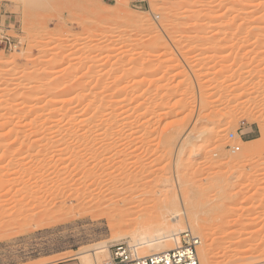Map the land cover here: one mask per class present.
Returning a JSON list of instances; mask_svg holds the SVG:
<instances>
[{
  "label": "rangeland",
  "instance_id": "obj_1",
  "mask_svg": "<svg viewBox=\"0 0 264 264\" xmlns=\"http://www.w3.org/2000/svg\"><path fill=\"white\" fill-rule=\"evenodd\" d=\"M222 1L151 0L152 11L158 14V19H155L145 10L132 8L129 0H55V3L57 2L55 7L41 8L42 10L37 9V11L27 5H22L21 0H0V36L10 37V43L4 44L0 42V108H2L0 115H3L0 117V146L7 144V147L5 145L2 146V149H8L7 153L10 151L9 148L12 153L15 145H17V143H14L15 139L20 138L22 135L17 134V130H24L22 127H25L29 120L33 118L32 114H28L21 121H8V124V122L6 123L7 119H4L5 115L14 113L9 108L27 106L29 104L28 101L31 100L27 99L30 93H32V97L33 95L37 97H33L35 98L33 99L29 96L34 100L29 102L33 106L36 105L35 108H45V105H47L46 108L50 106V108H61L63 105V108L65 106L66 108H71V106L75 107V105L80 107L82 100L79 98L87 96L86 94L101 93L104 82L108 83L110 87L119 88L122 86L125 90L127 89L128 93L141 95L143 97L142 100L145 101L144 104H148L150 100L148 97H154L158 93L160 97L162 94L163 96L161 97L164 100L160 98L163 102L159 103L161 106L159 108L163 107L166 110L167 117L164 114L165 116L159 120L160 122L158 121L155 130L156 135L153 133V137H158L162 134V127L165 123L170 126L166 125L167 127L165 128L164 126L163 128L169 129L172 126L171 129L176 128L178 130L172 150H169L168 147L167 150L166 148L162 150L165 146L163 147L159 142L150 141L153 138L151 135L147 136L148 138L144 136V140L143 138H138L139 140L135 141L132 138L134 141L132 139L130 142L128 141L131 144L126 143L128 145L123 146L128 154H125V150L122 151L126 156L117 150V152L107 153L105 159L112 161V166L114 164L117 165L120 158H126L127 161L124 159L126 163L133 165L132 167L135 168L131 166V170L128 168L127 178L132 179L131 181L133 179L137 180L129 185H117L115 188H106L107 186L105 187L103 182L107 181L108 183L110 178L102 177L101 174H99V177H102L103 182L100 185L97 180L102 181V179L97 174H93V176L98 177L95 178L92 173L88 175L81 171L71 170L74 153L71 148L67 151H59L56 149L60 146L58 143V145L54 144L53 148L58 146L54 149L47 146L51 151L46 147L45 154L43 153L44 151L40 152L43 154L39 155L41 163L38 165L35 161L30 162L27 160L28 163H26L25 160L24 164L15 166L12 162L17 156H19L17 158H20L22 154L10 153L5 155L6 153H3L4 150H1L0 264H79L74 258V255L78 252L90 250L99 243H105L108 247L118 242L127 243L129 237L127 235L122 236L121 233L127 232L132 224L125 227L121 232L117 229L113 231L120 218L114 219L112 216L104 214L105 212L102 208L113 201L116 202L119 197L128 195L129 186L134 184L133 188H135L138 183L140 184L135 188L134 195L132 194L131 197L135 198L137 196L136 198L139 201L135 199L138 203L140 202V205H143L140 206L141 209L138 207V209H135L132 203L136 205L138 203L133 198L134 201L131 203L133 207L129 206L134 208H131L130 212L133 214L130 216V220H141L145 218L144 216L148 217L150 214H154L152 212L158 207L154 205L157 199H160V204L164 198L165 200L167 199L166 201L169 200V204L173 202L183 204L186 191L182 190L180 188L182 185L178 183L186 181V177L181 176L184 170L190 171V173L187 171L189 174L187 178L190 175L193 178L187 182V185L193 186L190 192L194 188L191 200L194 202L192 208L195 214L191 215L194 218L197 217L198 220L210 214L213 215L208 218L216 217L214 220L210 219L211 222H208L209 224L204 229V234L208 231L212 232L204 242V248L206 251H215L220 255H225L212 260L211 264L224 260L230 254V249L236 246L247 248L243 253L244 257L253 251L259 250L260 247L264 249V146L261 147L262 149L260 148L259 153L252 157L250 156V160L246 155L242 154L244 147H248L250 143L262 136L264 108L259 105V102L264 99V94L259 95L248 89L249 91L246 90L245 93L241 94L243 96L235 97L237 92L235 93V91L233 92L230 91L231 89L226 88L227 91L221 92L224 93L222 105L218 103L214 105L213 103L218 95L215 87L220 86V84L223 86L224 84L222 83H225L224 86L228 87L237 78L244 80L251 78L250 80H253L255 77L254 80H256L257 75L260 73L259 75L262 76L259 77L258 75L259 79L261 78L260 85L264 84V0H245L246 2L243 0L246 4L242 5V0H234L232 8L228 11H225V8L222 7ZM118 2H125L127 6H118L116 4ZM198 3H201L199 4L200 7L197 6ZM172 4L176 10L173 8L174 11H169V13L167 10L164 11L165 7L172 6ZM179 4L184 6L181 7ZM96 6L97 9L106 11L105 15L107 18L104 24L96 22L94 19L91 20L92 17H89V15L91 16L89 8ZM23 7L28 8L24 9ZM117 7L122 8L125 13L127 11L126 14L148 17L158 28L160 25L163 27V22L167 21V24L171 22L167 26L168 31L160 32L159 34V32L152 31L147 24H144L140 30L136 31L132 23L113 24V18L115 19L116 13H118L116 12L118 10ZM170 12L172 13L170 14ZM171 19L172 21H170ZM107 20H112V22ZM215 22L220 26L212 29L213 25L216 24ZM95 27L97 29L101 27L103 31L105 29L104 33L99 31L100 33L91 34L95 31ZM252 27H254L253 30L251 29ZM109 30L113 31L114 34L116 33L115 35L119 34L116 36L117 39L113 38L115 41L107 39L105 36V32ZM158 34L159 38L157 37ZM154 35L156 36L154 37ZM164 39H168L170 45L166 49H160V43ZM185 41L188 43L187 48H180L181 42ZM191 53L199 55L195 59H185V56H190ZM208 54L210 58L207 57ZM225 54L231 58L229 63L221 62V58ZM91 56L93 59L97 57L102 59L106 57L111 61L114 59L113 61L116 60L117 65L112 70L104 69L103 64H99V62L98 64L96 63L97 65L88 66L90 65L89 58ZM222 68L227 70L229 75L219 76L214 73ZM84 69L86 70L84 71ZM101 69H103L102 72L106 71L102 76L103 78H93L95 77L94 71ZM241 69L245 71L243 74ZM204 70H207V72H204ZM52 76L53 78H50ZM145 78H149L151 82ZM53 79L56 80L54 81ZM220 79H223V82ZM259 79L257 78V80ZM49 82L51 83L49 84ZM94 83L98 88L89 89V85L92 87ZM235 84L231 86L235 87ZM42 85L45 90H41V93L34 94L32 92L34 89V91L42 89ZM52 86L58 87L54 89ZM31 87H34V89ZM233 87L232 90H234ZM46 88L57 91L60 96H56L57 93L56 95L52 94L54 93L52 91L48 93ZM98 89L100 91L97 92L96 90ZM201 91L207 97L208 103L206 106H203L198 101L200 98L199 92L201 93ZM82 92L85 93V96ZM78 94H83V96L80 95V97ZM168 94L171 96H164ZM177 96L186 98L189 101H187L188 105L191 103V106L187 105L184 109L177 108L176 104H172V102L175 103L174 101L180 99ZM74 97L77 99H74ZM68 101L69 104H67ZM47 102L48 104L50 102V106ZM54 103L57 104L55 105ZM169 103L174 108H172V105L169 107ZM237 105L239 108L242 105L241 108L243 109L235 112L237 115L235 122H230L228 117L218 119L217 116L220 111L229 114L228 111L230 113L233 112L232 108ZM5 108L8 109L6 110ZM169 109H173V112ZM207 112H210L211 115ZM251 114L262 119V126L259 124V127L255 122H251ZM175 124L180 125L179 129ZM209 124L214 128L224 129L227 133H233L234 136L231 134L224 137L221 142H213V138H211L213 131H211ZM128 129L124 128L123 131L128 132ZM199 132L200 135H198ZM236 134L241 136L242 142L237 143ZM191 136H196V138L193 137L192 139ZM186 138L189 141V145H185L181 157L183 159H189L188 157H190L192 160L189 159L187 164L176 168L174 162L178 156L179 145ZM146 139L150 142L145 141ZM140 140L142 141L140 142ZM235 144L239 148L236 149V157L234 158L233 156L231 158V163L223 164L219 167L216 166L218 162L228 161L224 151L229 146H236ZM195 151H199L200 155L193 156ZM28 152L23 155H27ZM114 153L118 154L115 155ZM78 154L80 159L84 161L90 157V160H87L86 163L91 164L92 162L94 164V157L91 160L93 155L89 152H78L76 156ZM196 154L198 153L196 152ZM9 155L13 156V158L15 155V158H10L8 157ZM40 156L44 158V162ZM254 159L257 163H255ZM8 161L11 163L9 164ZM135 161L136 163L139 162V164L133 163ZM10 165L11 167H9ZM88 166L91 167L93 165ZM192 167H198L199 171L191 170ZM219 176H222L223 183L219 184L220 188L217 190L218 186L216 184L219 181ZM12 177L13 179L11 180L10 178ZM160 177H170L173 185H162ZM182 177L185 178L183 179L184 181ZM6 178L10 180L6 181ZM4 179L8 184L3 181ZM15 180L21 181H16V183ZM94 180L95 186L99 185L97 186L99 188L91 185V182L94 184ZM190 181H196L194 184H198H190ZM102 185L103 187L100 188ZM160 187L163 188L161 189ZM156 190L161 192L163 190L164 194L163 192L162 194L165 197L161 193V196L158 195L159 192H156ZM225 190L231 194L227 199L221 198L222 193L226 192ZM152 193H154V196ZM199 193H201V196H199ZM189 206L186 210L190 211ZM213 206H217L216 209H212V212L209 211ZM215 214L216 216L213 217ZM181 233L179 234V239ZM194 234L199 237L197 232ZM248 249L252 250L248 251ZM199 254L200 252L198 251V257ZM64 258H67V261L61 262ZM263 259L264 250L263 256L259 260L257 259V263L264 264ZM208 261L210 262L211 260ZM230 264H246L245 258L239 259L238 262L232 261Z\"/></svg>",
  "mask_w": 264,
  "mask_h": 264
},
{
  "label": "bare ground",
  "instance_id": "obj_2",
  "mask_svg": "<svg viewBox=\"0 0 264 264\" xmlns=\"http://www.w3.org/2000/svg\"><path fill=\"white\" fill-rule=\"evenodd\" d=\"M220 1V0H219ZM21 2L23 3L22 5H24V6H29V7H31V8H33V9H36V11H37V9H41V8H53V7H55L56 5H57V2L55 3V0H21ZM69 2V1H68ZM186 2V1H185ZM223 3V8H225V11H228V10H230V8H232V6H233V4H234V0H223L222 1ZM241 2V1H240ZM242 2H243V0H242ZM244 2H246L245 0H244ZM241 3V5L242 4H246V3ZM118 6H127L126 5V3L125 2H123V3H116ZM199 4H201V3H198V5L197 6H199ZM179 6H181V4H179ZM179 6L177 5V9L179 8ZM182 6H184L183 4H182ZM181 6V7H182ZM200 7V6H199ZM220 7V6H219ZM24 8V7H23ZM28 8V7H27ZM27 8H24V9H27ZM91 8V9H90ZM89 8V13L91 14V16L89 15V17H92L91 18V20L92 19H94L96 22H99V23H105L106 22V15H105V12L106 11H104V10H100V9H97V6L96 7H90ZM118 8V7H117ZM162 8V7H161ZM173 8H174V6H173V4H172V6H167V7H165V9H164V11L165 10H167V12L169 13V11H174L173 10ZM175 9V8H174ZM42 10V9H41ZM113 10V9H112ZM119 10V11H118ZM118 10L116 11V12H118V13H116L117 15H116V17H115V19L113 18V24L115 23V24H122V23H127V24H131L132 23V25L135 27H133L134 29H135V31L136 30H140L141 29V27L145 24H147V26H149V28H151L152 29V31L154 30L155 32H159V34H160V32L162 33V32H167L168 31V24H170V23H166V22H163V27H161V25H160V27L158 28L157 27V25L153 22V21H151V19H149L148 17H143V16H141V15H130V14H126L127 13V11H126V13L124 12V10L121 8H118ZM176 10V9H175ZM179 10V9H178ZM193 11V10H192ZM166 12V13H167ZM172 12H170V14L172 13ZM241 12H242V10H241ZM167 13V14H168ZM169 15V14H168ZM172 18V17H171ZM174 18V17H173ZM175 20V19H174ZM107 21H110V22H112V20H107ZM170 21H172V19L170 20ZM169 22V21H168ZM176 22V21H175ZM107 23H109V22H107ZM164 23H166L165 25H164ZM216 23V22H215ZM214 24V23H213ZM97 25V24H96ZM108 25V24H107ZM106 25V26H107ZM222 25V24H221ZM218 26H220V25H218L217 23L216 24H214L213 25V27H212V29L213 28H217ZM209 27V26H208ZM96 29H97V27H95ZM104 28V27H103ZM132 28V29H133ZM258 28V27H257ZM95 29V31L94 32H92L91 34H96V33H98L99 31H103V29H101V27L99 28V29H97L96 30ZM252 30L254 29V27H252L251 28ZM112 30V29H111ZM178 30V29H177ZM250 30V29H249ZM104 31H105V29H104ZM104 31H103V33H104ZM130 31V30H129ZM251 31V30H250ZM125 32V31H124ZM123 32V33H124ZM100 33V32H99ZM122 33V34H123ZM131 33V32H130ZM116 34V33H115ZM114 33H113V31H107V32H105V36L107 37V39H112L113 40V38L114 39H117V37L116 36H118V35H115ZM159 34L157 35V37L159 36ZM51 36V35H50ZM156 35H154V37H155ZM105 37V38H106ZM116 37V38H115ZM120 37V36H119ZM122 38V37H121ZM159 38V37H158ZM167 38V37H166ZM80 39V38H79ZM157 39V38H156ZM150 40H153V39H150ZM111 41V40H110ZM113 41H115V40H113ZM204 41V40H203ZM216 41V40H215ZM199 42V41H198ZM208 43H210V42H208ZM84 44V43H83ZM169 45H170V41L168 40V39H164L161 43H160V49H166V48H168L169 47ZM187 45H188V43H186V41L185 42H181V44H180V48H184V47H186L187 48ZM106 46V45H105ZM159 46V45H158ZM113 48V47H112ZM112 48H111V50H112ZM109 49V48H108ZM105 50H107V49H105ZM159 50V49H158ZM91 51V50H90ZM109 51V50H108ZM93 54V53H92ZM198 55L199 54H196V53H191L190 54V56L189 55H186L185 56V59H187V60H189V59H195V58H197L198 57ZM93 56V55H92ZM92 56H91V58H89V62H90V65H88V66H94V64L95 65H97L98 64V62H99V64L100 63H102L103 64V66H104V69H110V70H112V69H115V67H116V60L115 61H111L110 59H107L106 57L104 58V59H102V58H100V57H97V56H95V57H97V58H92ZM110 57V56H109ZM207 57L208 58H210L209 57V54L207 55ZM15 58V57H14ZM111 58V57H110ZM220 59V58H219ZM230 59L231 58H229V56L227 55L226 56V54H225V56L223 55V57L221 58V62H223V63H229V61H230ZM218 60V59H217ZM216 61V60H215ZM1 62V61H0ZM119 62V61H118ZM219 62V61H218ZM97 63V64H96ZM177 64H179V63H177ZM176 64V65H177ZM55 65V64H54ZM51 66V65H50ZM87 66V67H88ZM152 66V65H151ZM150 66V67H151ZM149 67V68H150ZM89 68V67H88ZM87 68V69H88ZM148 68V69H149ZM155 68V67H154ZM69 69V68H68ZM76 69V68H75ZM80 69V68H79ZM78 69V70H79ZM47 70H49V69H47ZM53 70V69H52ZM86 69H84V71H85ZM89 70H91L90 68H89ZM150 70H152V69H150ZM240 70V69H239ZM67 71V70H66ZM103 71V69H101V70H97L96 72L94 71V76L95 77H93V78H97V79H100L105 73H106V71L105 72H102ZM153 71V70H152ZM204 72H207V70H204ZM203 72V73H204ZM243 72H245L243 69H241V73L243 74ZM91 73V72H90ZM215 74H217V75H219V76H225V75H229V72L227 71V70H224L223 68L222 69H219V70H217V71H215L214 72ZM248 73V72H247ZM246 73V74H247ZM92 74V73H91ZM92 74V75H93ZM202 74V73H201ZM208 74V73H207ZM210 74H211V72H210ZM245 74V75H246ZM260 74V73H259ZM258 74V75H259ZM206 75V74H205ZM258 75H257V77H256V80H254L255 79V77H254V79L253 80H248V78L246 79V80H244V79H239V78H237V82L234 80V82L236 83H234L233 82V84H229V86L228 87H226V86H224L225 85V83H222V84H224L223 86L220 84V86H216L215 88H216V90L215 91H217L218 92V95H219V97H218V95H217V93H216V95H217V100L216 99H214L215 101L213 102L214 103V105H216V103H218V104H221V103H223V101H222V98L224 97V93H221V92H224V91H227L226 90V88H229V89H231L230 91H235V93H236V95H235V97H239V96H243V95H241L242 93H245L246 92V90L247 91H249L248 89H250L251 91H253L254 93H258L259 95L261 94V95H263L264 94V84H261L260 85V80H261V78L259 79V77H262V76H260L259 75V77H258ZM262 75V74H261ZM38 76V75H37ZM149 76V75H148ZM30 77H33V76H30ZM213 77V76H212ZM216 77V76H215ZM242 77V76H241ZM244 77V76H243ZM39 78V77H38ZM37 78V79H38ZM50 78H53V76L52 77H50ZM103 78V77H102ZM144 78V77H143ZM217 79H218V77H216ZM257 78L259 79V80H257ZM31 79H33V78H31ZM145 79H148L149 80V78H145ZM152 79V78H151ZM239 79V80H238ZM54 80V79H53ZM56 80V79H55ZM54 80V81H55ZM143 80V79H142ZM210 80V79H209ZM223 79H220V81H222ZM226 80V79H225ZM31 81V80H30ZM35 81H36V79H35ZM43 81V80H42ZM48 81H49V79H48ZM136 81V80H135ZM137 81H138V79H137ZM152 81H153V79H152ZM219 81V80H218ZM148 82V81H147ZM149 82H151L150 80H149ZM208 82V81H207ZM223 82V81H222ZM51 82H49V84H50ZM96 83H97V80H96ZM100 83V82H99ZM102 83V82H101ZM105 84L103 85V84H101V85H103L102 87H103V89H102V91H101V93L100 92H98V91H100V89H98V90H96L98 93H96L95 92V94H92V95H88V94H86L87 96H85V93H83L84 94V96L85 97H81V96H83V94L81 95V94H78L81 98H79V96H77V98H79V99H81L82 101V103L81 104H83V105H79L80 107H77L76 105H75V107L73 106H71V108H66V106H65V108H63L64 107V105H63V107H61V108H59V107H57V108H50L51 106H50V102H49V104H48V102H47V104L50 106L49 108H46L47 107V105H45L44 107L45 108H40V107H36L35 108V106H33V105H31V103L30 102H33L34 100L33 99H35V98H37L35 95H33V97H35V98H33L31 95H32V93H30V95L29 96H31V97H27V99L29 98V99H31V100H33V101H31V100H26V101H28V105L27 106H25V107H21V108H9V110H12L14 113H9V114H7V115H5V117H4V119L6 118L7 119V121H6V123L9 121V122H11V121H21V119L22 118H26V116L28 115V114H32L33 115V118L32 119H30L29 120V123H27L26 125H25V127H27V128H25V127H22L24 130H17V134H22L21 135V137L19 138H16L15 139V142L14 143H17V145H15V147H14V150L12 151V153L14 154V153H17V155L20 153V154H24V153H26L27 151H29V152H31V153H29L28 152V154L27 155H21V157L20 158H17V157H19V156H17L16 158H15V155H14V158H13V156L11 157V155H9L8 157H10V158H13L14 159V161L12 162V164H15V166L16 165H19V164H21L22 165V163L26 160V163H28V161H35V162H37V165L38 164H40L41 163V161H40V159H39V155L41 154H45V150H47L46 149V147L47 146H50V147H52L53 148V146H54V144H59L60 146H59V148H56V147H58V146H56V147H54V148H56V149H58L59 151H67V150H69L70 148H71V150H72V152L74 153V155L72 156V157H74L73 158V160H72V168H71V170H73V171H81V172H83L84 174L86 173V174H88L89 175V173L91 174L92 173V176H93V174H97L98 175V177L100 176L99 174H101V176L103 177V176H105L106 178L108 177V178H110V180L108 181V183H107V181H104L103 182V179H102V177H99V178H101L102 179V181L101 180H97L98 182H99V184L101 185V183L103 182L104 183V186L106 187V188H115L117 185H119V186H122L123 184H126V185H129L130 183L132 184L134 181H136L137 179H133V181H131L130 180V178H127L128 177V175H127V171L129 170L128 168H130V166L132 167L133 165H128L127 163H126V161H127V159L126 158H124V159H126V161L123 159H119L118 161H119V163L117 162V165H111V164H113L112 163V161L110 162V160L109 161H107V159H105V155L107 154V153H109V152H112V151H123V150H125V152L127 151L123 146L125 145V146H127L128 144H129V142H130V140L133 138L135 141H138L139 139H141V138H143V140H144V136H151L152 135V137H153V133H154V135H156L155 133H156V128H157V124H158V121L160 120V119H162L165 115H166V113L167 112H165L166 110H164L163 109V107L162 108H159V103L160 102H163L162 101V99H163V97H161V96H163L162 94H161V96L159 97L158 95H159V93L158 94H156L154 97H152V96H150V97H148V98H150V100H149V102H148V104H144V102L145 101H143L142 99H143V97L141 96V95H136V93H128L126 90H125V88L124 87H119V88H117V87H110V85H108V83H106V82H104ZM133 83V82H132ZM135 83V82H134ZM206 83V82H205ZM216 83V82H215ZM47 84V83H46ZM48 84V85H49ZM148 84V83H147ZM236 85L235 87H233V86H231V85ZM48 85H47V87H48ZM92 85V84H91ZM112 85V84H111ZM138 85H140V84H138ZM153 85V84H152ZM39 86V85H38ZM141 86V85H140ZM201 86V85H200ZM45 87V86H44ZM53 87V86H52ZM58 86H55V87H53L54 89L55 88H57ZM79 87V86H78ZM78 87H76V88H78ZM81 87H83L82 85H81ZM88 87V86H87ZM97 86L95 85V83L93 84V86L91 87L90 85H89V89H91V90H93V89H95ZM129 87V86H128ZM134 87V86H133ZM211 87H212V85H211ZM232 87H233V89L234 90H232ZM31 88H33L34 89V87H31ZM98 88V87H97ZM127 88V87H126ZM201 88V87H200ZM202 88H203V86H202ZM206 88V87H205ZM204 88V89H205ZM208 88V87H207ZM214 88V87H213ZM212 88V89H213ZM32 89V90H33ZM59 89V88H58ZM80 89V88H79ZM35 90V89H34ZM32 91V92H34V94L35 93H41V90H45V88L43 89V85H42V89H36V91ZM53 90V89H52ZM52 90H48V88H46V91H48V93H50ZM82 90H83V88H82ZM135 90V89H134ZM138 90V89H137ZM140 90V89H139ZM185 90V89H184ZM60 91V90H59ZM129 91V90H128ZM133 91V90H132ZM147 91V90H146ZM155 91H156V89H155ZM31 92V91H30ZM43 92V91H42ZM52 92H54V93H52V94H55L56 95V93H57V91L55 92V91H52ZM77 92V91H76ZM129 92H131V91H129ZM135 92V91H134ZM28 93V92H27ZM44 93V92H43ZM45 93H47V92H45ZM94 93V92H93ZM146 93V92H145ZM154 93V92H153ZM156 93V92H155ZM182 93V92H181ZM185 93V92H184ZM248 93V92H247ZM60 93H57V95L56 96H58ZM148 94V93H147ZM167 94V93H166ZM187 94V93H186ZM190 94V93H189ZM234 94V93H233ZM39 95H41V94H39ZM74 95V94H73ZM144 95V94H143ZM174 95H176V94H174ZM206 95H207V93H206ZM38 96V95H37ZM60 96V95H59ZM58 96V97H59ZM165 97H168V96H171V95H164ZM173 96V95H172ZM185 96V95H184ZM39 97V96H38ZM146 97V96H145ZM144 97V98H145ZM159 97V98H158ZM164 97V98H165ZM177 97H179L180 99H177V101H174L175 103H173L172 102V104H176V106H177V108H182V109H184L187 105H188V100H186V98H184L183 96H182V98H181V96H177ZM186 97V96H185ZM197 97V96H196ZM199 100L198 101H200V104H202L203 106L205 105L206 106V104L208 103V101H207V97L205 96V94L203 93V91H201V93L199 92ZM21 98V97H20ZM67 98V97H66ZM76 97H74V99H77ZM160 98H162V99H160ZM60 99V98H59ZM68 99V98H67ZM67 99H65V100H67ZM167 99V98H166ZM46 100V99H45ZM48 100V99H47ZM68 100H70V99H68ZM164 100V99H163ZM172 100V99H171ZM174 100V99H173ZM194 100V99H193ZM53 101V100H52ZM60 102H61V100H59ZM63 101V100H62ZM71 101V100H70ZM169 101V100H168ZM188 101V102H187ZM25 102V101H24ZM55 102H56V100H55ZM66 102V101H65ZM71 102H73V101H71ZM80 102V101H79ZM177 102V103H176ZM62 103H64V102H62ZM171 103V102H170ZM170 103H169V107L172 105H170ZM209 103H211L210 101H209ZM228 103V102H227ZM260 104L259 105H261L263 108H264V99H261V101L259 102ZM27 104V103H26ZM55 105L57 104V103H54ZM60 104V103H59ZM67 104H69V101H68V103ZM76 104H77V101H76ZM161 104V103H160ZM191 104V103H190ZM188 105V106H191V105ZM217 104V105H218ZM226 104V103H225ZM40 105V104H39ZM61 106H62V104H60ZM59 105V106H60ZM195 105V104H194ZM222 105V104H221ZM38 106V105H37ZM175 106V105H174ZM242 106V105H241ZM241 106H240V108L238 107V105L237 106H234V108H232L233 109V112H231L230 113V111H228L229 112V114L228 113H226V112H223V111H220V113H218V119H222V118H224V117H228L230 120V122H235L237 119H236V114H235V112H237L238 110H241V109H243V108H241ZM161 107V106H160ZM167 107V106H166ZM172 108H174L173 107V105H172ZM204 108V107H203ZM209 108V107H208ZM6 109V108H5ZM8 109V108H7ZM6 109V110H7ZM163 109V110H162ZM168 109V108H167ZM254 109V108H253ZM0 110H2V108H0ZM170 111H172L173 109H169ZM205 110V109H204ZM224 110V109H223ZM165 113H164V112ZM170 111H168V113L170 114ZM177 111V110H176ZM203 111V110H202ZM209 111V110H208ZM227 111V110H226ZM254 111V110H253ZM173 112V111H172ZM171 112V113H172ZM212 112H214V111H212ZM246 112V111H245ZM250 112V111H249ZM190 113H192V112H190ZM189 113V114H190ZM202 113V112H201ZM204 113V112H203ZM207 113H209L210 114V112H207ZM165 114V115H164ZM168 114V115H169ZM254 114V113H253ZM253 114H251L252 115V118H251V122H255L256 124H260L261 126H262V119H260V117L259 116H253ZM146 115H147V117H146ZM170 115H172V114H170ZM188 115V114H187ZM192 115V114H191ZM202 115V114H201ZM201 115H200V117H201ZM205 115V114H204ZM207 115V114H206ZM211 115V114H210ZM249 115H250V113H249ZM1 116H3V115H0V117ZM189 116V115H188ZM203 116V115H202ZM166 117H167V115H166ZM165 117V118H166ZM190 117V116H189ZM208 117H210L209 115H208ZM186 118V117H185ZM211 118V117H210ZM5 119V120H6ZM189 119V118H188ZM226 119V118H225ZM262 121V122H261ZM9 122H8V124H9ZM160 122V121H159ZM178 122V121H177ZM176 122V123H177ZM5 123V122H4ZM5 123V124H6ZM170 123V122H169ZM208 123H210L209 121H208ZM3 124V123H2ZM7 124V125H8ZM24 125V124H23ZM168 126V124H164V126H165V128ZM176 125V127L178 126V129H179V126L180 125H177V124H175ZM182 125V124H181ZM207 125V124H206ZM210 125V124H209ZM260 125H259V127H260ZM163 126V127H164ZM170 126V125H169ZM168 126V127H169ZM211 126V127H210ZM209 127L211 128V131H213V134H211V138H213L212 140H213V142H221V141H223V139H224V137H226V136H229V135H231L232 134V136H234V134L233 133H227V131L226 130H224V129H219V128H214V127H212V125H210ZM218 126V125H217ZM4 127V126H3ZM162 127V129H163V131H161L162 132V134L160 135V136H158V137H153V138H151V140L150 141H154L155 143H158L159 142V144H162L163 145V149L162 150H165V148H166V150H167V147L169 148V150H172L171 148L173 147V145H175L173 142H174V140H175V135H176V132L178 131L176 128L175 129H171V127L169 128V129H165V128H163ZM124 128H129L128 130V132H125V131H123V129ZM136 128V129H135ZM260 129H262V128H260ZM263 131H262V136L258 139V140H255L253 143H250L249 145H248V147H244L243 148V153L242 154H244V156L246 155L247 157H248V159H249V157L251 156H253V155H255V154H257V153H259V150H260V148L262 147V146H264V127H263V129H262ZM15 131V130H14ZM143 131V132H142ZM199 131V130H198ZM194 132V131H193ZM201 132V131H200ZM200 132H199V134L198 135H200ZM190 133V132H189ZM195 133H196V131H195ZM210 133H212V132H210ZM58 134V135H57ZM139 134V135H138ZM178 134V133H177ZM191 134H192V132H191ZM201 134H203V133H201ZM19 135H17V136H19ZM210 136V135H209ZM145 137V138H146ZM187 137H188V135H187ZM192 137V136H191ZM193 137H195L196 138V136H193ZM193 137H192V139H193ZM236 138V141H237V143H239V142H242V139H241V136L239 135V134H236V136H235ZM139 138V139H138ZM148 138V137H147ZM132 139V141H134ZM137 139V140H136ZM149 140V139H148ZM157 140V141H156ZM129 141V142H128ZM131 141V142H132ZM142 140H140V142H141ZM145 141H147V139L145 140ZM144 141V142H145ZM150 141H147V142H150ZM181 141V140H180ZM179 141V142H180ZM188 139L186 138V140H183V142H180V145H179V149H178V156H177V158H176V160H175V162H174V165H175V167L176 168H178V167H181V166H184L185 164H187L188 162H189V159H191L192 160V158H190V157H188L189 159H183L182 157H181V153H182V150H183V148L185 147V145H187L188 144ZM126 143H128L127 145H126ZM134 143V142H133ZM138 143V142H137ZM57 144V145H58ZM72 144H73V146H72ZM131 144V143H130ZM129 144V145H130ZM140 144V143H139ZM147 144V143H146ZM149 144V143H148ZM152 144V143H151ZM5 145V147H7V144H4ZM4 145H2V146H4ZM133 145V144H132ZM157 145V144H156ZM189 145V144H188ZM236 146H229V148L228 149H226L224 152H225V155H226V157L228 158V161L227 162H218V164H216V166H221V165H223V164H229V163H231V158L234 156V158L236 157L235 156V153H236V149H238L239 147H237V144H235ZM2 146H0L1 147V149H0V153H2V151L1 150H4V152L3 153H6L5 155H7V154H10L11 153V149L9 148V150L10 151H8V153H7V150H6V148L5 149H2ZM72 146V147H71ZM136 146V145H135ZM144 146V145H143ZM9 147V146H8ZM11 147V146H10ZM60 147H61V149H60ZM139 147H141V146H139ZM145 147H147V146H145ZM189 147V146H188ZM4 148V147H3ZM48 148V147H47ZM53 148V149H54ZM136 148V147H135ZM50 151H51V149L50 148H48ZM56 149H55V151H56ZM145 149V148H144ZM149 149V148H148ZM262 149V148H261ZM161 150V149H160ZM6 151V152H5ZM43 152V153H40V152ZM89 152L90 154H92L93 156L91 157V160H92V158L94 159V164L91 162V164L93 165V166H91V164H88V163H86L87 162V160H90V157L87 159V160H82V159H80V157H79V154L76 156V154L79 152ZM116 151V152H117ZM129 151V150H128ZM143 151V150H142ZM148 151V150H147ZM32 152H34V153H32ZM157 152V151H156ZM196 152L198 153V154H196ZM11 153V154H12ZM51 153H53V152H51ZM55 153V152H54ZM134 153V152H133ZM19 154V155H20ZM32 154V155H31ZM34 154V155H33ZM115 154V153H114ZM116 154H118V153H116ZM115 154V155H116ZM122 154H124L123 152H122ZM125 154H128L127 152L125 153ZM124 154V155H125ZM141 154V153H140ZM154 154V153H153ZM160 154V153H159ZM158 154V155H159ZM162 154V153H161ZM186 154V153H185ZM194 155L193 156H199L200 155V153H199V151H195L194 153H193ZM1 156H2V154H0ZM157 155V154H156ZM4 156V155H3ZM126 156V155H125ZM138 156V155H137ZM145 156V155H144ZM44 157H45V155H44ZM139 157H140V155H139ZM1 159H2V157H0ZM40 158H41V160H42V156H40ZM137 158V157H136ZM154 158V157H153ZM233 158V159H234ZM257 158V157H256ZM3 159H5V158H3ZM6 159H8V158H6ZM129 159V158H128ZM247 159V158H246ZM259 159V158H258ZM8 160H11V159H8ZM28 160V161H27ZM103 160H104V163H103ZM107 162H106V161ZM138 160V159H137ZM227 160V159H226ZM225 160V161H226ZM250 160V159H249ZM251 160H253V159H251ZM260 160V159H259ZM139 161V160H138ZM254 161H255V163H257L256 162V160L254 159ZM43 162H44V158H43ZM129 162H130V160H129ZM259 162V161H258ZM8 163L10 164L11 162H9L8 161ZM47 163V162H46ZM90 163V162H89ZM133 163H136V161L135 162H133ZM132 163V164H133ZM138 164H139V162H137ZM137 163H136V165H137ZM24 164V163H23ZM36 164V163H35ZM44 164V163H43ZM43 164H41V165H43ZM171 164V163H170ZM36 165V166H37ZM40 165V166H41ZM88 165H90L91 167H89ZM135 165V164H134ZM167 165V164H166ZM163 166V165H162ZM161 166V167H162ZM187 166V165H186ZM9 167H11V165L9 166ZM13 167V166H12ZM139 167V166H138ZM132 168H134V167H132ZM132 168H130V170L132 169ZM140 168V167H139ZM145 168V167H144ZM153 168V167H152ZM175 168V169H176ZM188 168V167H187ZM135 169V168H134ZM191 170H195V171H197L198 170V167L196 168V167H192V169ZM136 171H138V170H136ZM152 171V170H151ZM150 171V172H151ZM189 173H190V171L189 170H187ZM187 171H185L184 170V173H182V175L181 176H184V177H186V179L185 178H183L182 177V180L183 179H185L186 181H184V182H182L183 184H184V187H183V184L182 183H178V184H181L182 186H180V188L183 190H185L186 192V195H185V197L183 198V204L182 203H180V204H176L175 202H171L172 204H169V200L168 201H166L165 200V198H164V200H162L161 201V204H160V199L158 200L157 199V201L154 203V205H157L158 207H157V209L155 210L154 209V211L152 212V213H154V214H150L148 217L147 216H144L145 218H143V219H141V220H130V216L133 214L132 212H130L131 211V208L133 207V205L135 206L134 208L135 209H141L140 208V206H142L143 204H139L138 203V201L136 200V203H138L137 205L135 204V203H132L134 200H133V198L131 197L132 196V194L134 195V190H135V188L140 184V183H136L137 184V186L135 187V188H133V185L132 186H129V188H128V190H127V193H128V195H126V196H124V197H119V199L115 202V201H111L112 203L111 204H107L106 205V207H104V208H102L103 209V211L105 212L104 214H107V215H110V216H112V218H114V219H116V218H120V220L116 223V227H115V229L113 228V231H115L116 229L117 230H119L120 232L125 228V227H127V226H130L131 224V227H129V230L127 231V232H124V233H121L122 234V236L123 235H127L128 237H129V240L127 241V243L129 244V245H131L133 248H136V250H137V252H138V254L139 255H142V256H149V255H152V254H155V253H158V252H161V251H166V250H171V249H174V248H176L178 245H179V241H180V239H179V234L181 233V232H183V231H186V230H189V231H191L193 234L195 233V232H197L198 233V235H199V239H200V243H199V245H198V251L200 252V254H199V262H200V264H211V262H212V260H214V259H218L219 257H222L223 255H225V254H219L218 252H215V251H212V252H209V251H206L205 250V248H204V242L208 239V236L210 235V234H212V232L211 231H208L206 234H204V229L206 228V226H207V224H209L208 222H211L210 221V219H212V220H214L216 217V214L213 216V217H215V218H208L210 215H213V214H210L209 216H205V217H201L200 218V220H198L197 219V217H193V215H191V214H195V212H193V206H194V202L191 200L192 199V193H193V191H194V188H193V190H192V192H190L191 191V188L193 187L192 185V187H190V185H187V182H189V180L190 179H193L192 177H191V175H190V177H188L187 178V175H189L188 173H187ZM199 171V170H198ZM132 172H134V171H132ZM149 172V171H148ZM130 173V172H129ZM136 173V172H135ZM138 173H139V171H138ZM176 173V172H175ZM193 173V172H192ZM194 174V173H193ZM162 175V174H161ZM179 175V176H180ZM220 175V174H219ZM221 175H222V173H221ZM91 176V175H90ZM176 176V175H175ZM178 176V175H177ZM180 176V177H181ZM10 177V176H9ZM14 177V176H13ZM13 177L12 178H10L11 180L13 179ZM93 177H97V176H93ZM97 177V178H98ZM104 177V178H105ZM139 177V176H138ZM222 177V176H221ZM220 176L218 177L219 178V181H218V183L216 184L218 187H217V190H218V188H220V186H219V184H221V182L223 183V181H222V178H221ZM15 178V177H14ZM94 178V179H95ZM105 178V180H107ZM135 178V177H134ZM163 178V177H162ZM161 177H160V183L162 184V185H164V186H169L170 184H172L171 183V179H170V177L168 178V177H164L163 179H162ZM10 179H7L6 178V181L8 180H10ZM155 179V178H154ZM180 179V178H179ZM197 179V178H196ZM227 179V178H226ZM139 180V179H138ZM3 181H5V179L3 180ZM3 181H2V184H3ZM5 181V182H6ZM16 181H18V180H15V182ZM21 181V180H20ZM20 181H18V182H20ZM156 181H158V180H156ZM180 181V180H179ZM192 181H194V180H192ZM192 181H190V184H194L195 182H192ZM225 181V180H224ZM11 182V181H10ZM15 182H13V183H15ZM137 182H139V181H137ZM192 182V183H191ZM216 182V181H215ZM7 184H8V182H6ZM17 183V182H16ZM28 183V182H27ZM92 184L91 185H94L95 186V180H94V184H93V182H91ZM97 183V182H96ZM106 183V184H105ZM158 183V182H157ZM159 183V184H160ZM10 184V183H9ZM23 184V183H22ZM26 184V183H25ZM158 184V185H159ZM177 184V185H178ZM198 184V183H197ZM197 184H194V185H197ZM5 185V184H4ZM90 185V186H91ZM97 185V184H96ZM173 185V184H172ZM20 186V185H19ZM25 186V185H24ZM97 186H99V185H97ZM97 186H95V187H97ZM175 186H176V184H175ZM179 186V185H178ZM202 186V185H201ZM212 186H213V184H212ZM8 187V186H7ZM12 187V186H11ZM103 187V185L100 187V188H102ZM183 187V188H182ZM8 188H10V187H8ZM20 188V187H19ZM22 188V187H21ZM97 188H99V187H97ZM161 189L163 188V187H160ZM165 188V187H164ZM175 188V187H174ZM216 189V188H215ZM17 190V189H16ZM212 190H214V189H212ZM137 191V190H136ZM164 191H165V189H164ZM164 191L162 190V192H163V194H164ZM226 191V190H225ZM233 191V190H232ZM19 192V191H18ZM80 192V191H79ZM156 192H159V194L158 195H160V193L162 194V192L159 190V191H157L156 190ZM156 192H155V194H156ZM201 192V191H200ZM28 193V192H27ZM31 194H32V192H30ZM206 193V192H205ZM205 193H204V195H205ZM80 194V193H79ZM162 194V195H163ZM207 194H208V192H207ZM152 195L154 196V193H152ZM217 195V194H216ZM79 196V195H78ZM161 196V195H160ZM199 196H201V193H199ZM207 196V195H206ZM205 196V197H206ZM218 196V195H217ZM217 196H216V198H217ZM231 196V194H229V191L227 192H223L222 193V195H221V198H224V199H227L228 197H230ZM76 197V196H75ZM163 197H165L164 195H163ZM163 197H162V199H163ZM200 199H201V197H200ZM201 200H203V199H201ZM141 202H142V200H140ZM204 201V200H203ZM157 202H159V203H157ZM199 202V201H198ZM202 202V201H201ZM220 202V201H219ZM219 202H218V205H219ZM131 203L133 204V205H131ZM221 203V202H220ZM160 204V205H159ZM182 204V205H181ZM127 205H128V207L129 206H132V207H127ZM189 205H191V206H189ZM188 206L190 207L189 209H190V211L189 210H186V208H188ZM127 207V208H126ZM138 207V208H137ZM155 207V206H154ZM184 207H185V209H184ZM216 207L217 206H213V208H210L209 209V211H211L212 209H216ZM134 208H132V209H134ZM212 212V211H211ZM135 213H137L136 211H135ZM109 216V217H110ZM192 216V217H191ZM147 217V218H146ZM135 219V218H134ZM214 222V221H213ZM113 227V226H112ZM202 232V234H200ZM119 235H120V233H119ZM121 236V235H120ZM264 242V241H263ZM262 242V243H263ZM261 243V242H260ZM259 245V244H258ZM247 250V248H243V247H240V246H236V247H233V248H231L230 249V254L229 255H227L226 256V258L224 259V260H222V261H218L216 264H230L232 261H237L238 262V260L239 259H242V258H245V262H246V264H261L260 262L259 263H257L258 262V260L261 258V256H263V248H259V250H256V251H253V252H251L249 255H247L246 257H244V252ZM249 250H252V249H248V251ZM197 251V252H198ZM247 251V252H248ZM243 254V255H242ZM241 256V257H240ZM74 258L78 261V263L79 264H105L107 261H108V259H109V247L107 246V244H105V243H99V244H97V245H95L92 249H90V250H86V251H81V252H78V253H76L75 255H74ZM258 259V260H257ZM208 260H211L210 262L208 261ZM264 260V259H263ZM65 261H67V258H64V259H62V261L61 262H65ZM244 262V261H243Z\"/></svg>",
  "mask_w": 264,
  "mask_h": 264
},
{
  "label": "built area",
  "instance_id": "obj_3",
  "mask_svg": "<svg viewBox=\"0 0 264 264\" xmlns=\"http://www.w3.org/2000/svg\"><path fill=\"white\" fill-rule=\"evenodd\" d=\"M129 4L132 8L145 10L158 19V14L152 11L151 0H129ZM9 38L0 36V42L10 43ZM199 243V237L186 230L181 233L176 248L142 256L128 243L118 242L109 247V259L105 264H200L197 252Z\"/></svg>",
  "mask_w": 264,
  "mask_h": 264
}]
</instances>
